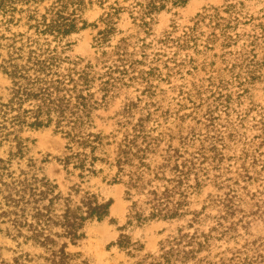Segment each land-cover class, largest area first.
Instances as JSON below:
<instances>
[{
    "label": "trees",
    "instance_id": "1",
    "mask_svg": "<svg viewBox=\"0 0 264 264\" xmlns=\"http://www.w3.org/2000/svg\"><path fill=\"white\" fill-rule=\"evenodd\" d=\"M187 1L0 0V73L9 82L0 96V224L6 235L42 249L36 256L41 264H87L68 246H77L90 224L113 221L112 200L82 188L104 168L114 171L111 181L123 186L127 202L125 222L116 226L118 236L109 246L133 258L132 264H264V248L254 240L222 247L264 217V107L248 117L252 106L237 108L229 83L213 74L206 84L178 86L166 108L157 100L163 92L157 83L169 82L193 61L187 54L178 57L188 49L201 54L219 48L223 61L232 56L227 72L239 86L256 78L254 53L249 58L245 50L230 49L239 34L231 33V15L221 12L231 14L232 4L205 9L178 36L167 32L147 41L154 16ZM93 5L102 9L103 27L93 37L98 56L72 58L68 37L87 26L83 12ZM124 11L146 36L124 35L113 43L122 33L116 21ZM20 24L24 31H10ZM167 44L175 50L162 59L160 48ZM129 88L136 95L125 97L113 128L97 129V112ZM46 128L64 140L56 161L79 180L66 192L42 173L46 158L29 155L28 140L21 137L25 129ZM208 187L212 192L197 201ZM151 222L181 224L156 252L142 253V243L126 231ZM0 264L37 263L20 253L10 261L0 257Z\"/></svg>",
    "mask_w": 264,
    "mask_h": 264
},
{
    "label": "rangeland",
    "instance_id": "2",
    "mask_svg": "<svg viewBox=\"0 0 264 264\" xmlns=\"http://www.w3.org/2000/svg\"><path fill=\"white\" fill-rule=\"evenodd\" d=\"M227 4L234 6L232 13L221 12V15L225 18L231 15L230 18L234 20L235 26L231 30V33L239 34L236 44L231 46L230 49L241 52L245 50L248 52L245 56H249V58L254 53V60L256 62L254 76L256 78L250 84L239 86L229 76V72H227V68L230 66L226 65L232 61V56H229L226 61H223L219 48H216L212 52L201 54H194L191 49L181 51L178 56L179 58H184L187 54L191 56L193 61L191 63L186 62L185 66L180 69V73L172 74L169 82L161 81L157 83L158 90L163 91L157 96V100L160 101V105L163 108L172 104V98L177 95L176 90L178 86L190 88L193 83L206 84L209 74H213L215 77L221 78L229 83L228 89L233 93L235 101H239L238 107V103H234L235 107L244 110L252 106L253 110L248 112V117L255 115L259 107H264V0H188L184 6L173 7L168 5L166 9L154 16L148 36L133 24L126 11L120 14L119 19L116 21V28L122 33L114 36L113 43L121 36L129 34L140 38L146 36L147 41L152 40L155 43L157 39L161 38L167 32H171L172 36L180 35L185 28L193 25L196 15L203 13L205 9H210V7L222 8ZM101 13L102 9L96 5L89 6L83 12L82 17L86 20L87 26L68 37L69 42L72 43L68 54L72 58L94 61L98 56L93 47V37L97 29L103 27L99 21ZM92 24H96L97 28H94ZM202 29L207 30L205 26H202ZM24 30L25 27L22 24L10 26V31L12 32ZM0 31L4 32V26L1 22ZM251 41L252 43L249 45ZM158 47L160 46H155L153 50H156ZM160 50L164 55L162 59H166L171 56L175 48L167 44L162 45ZM250 50L253 51L249 52ZM213 54H216V56H213ZM185 59L188 61L187 58ZM191 66H194V69ZM8 84L7 78L0 73V96L5 95V88ZM241 88H245L246 91L237 99L235 94L237 91H241ZM135 95L136 92L134 89L129 88L126 94L121 93L105 109L98 111L97 114L100 118L95 120L97 129H101L104 132L110 131L114 126V114L122 107L123 102L126 101L125 97L134 98ZM184 124L186 125L187 121ZM251 132L252 129L247 130L248 134ZM21 137L28 140L27 143L30 147L29 155L37 160L46 158L47 161L40 164L42 173L49 179L54 180L61 191L66 192L68 191V187L79 182L75 176L76 173H74V176L67 175L62 166L56 161V158L63 154L64 140L60 135L53 133L51 128L40 130L25 129L21 133ZM176 143L177 141H174V144ZM0 154L4 156L3 153ZM113 174V170L104 168L103 172L98 174V176L92 177L88 182L82 184V188L89 186L92 190L98 191L105 199L110 198L112 200L109 216L113 221L109 222L105 220L100 223L94 222L90 224L86 229L85 238L77 246H68V251L80 252L81 258L87 264H132L134 261L133 258H129L115 246H109L111 242L116 240L118 236L116 226L124 224L127 212V202L123 199V186L119 183H112L111 178ZM209 191L212 192L211 187L204 189L197 201L200 202L203 200ZM192 208L198 209V203H194ZM179 224L181 222L171 224L151 222L143 227L128 228L126 232L134 240L142 243L144 248L142 253H154L158 249L159 241L167 235L173 234ZM4 227V225L0 224V257L3 260L10 261L20 253H28L35 259L37 264L42 263L41 259L36 258V256L43 253L42 249L34 247L30 243H23L20 238L15 239L6 235ZM238 233L240 236L235 241H230L227 244L222 243V247L240 248L245 243V240H254L256 244H261L260 248L263 249L264 217L262 219H253L249 224L247 233L243 229H239Z\"/></svg>",
    "mask_w": 264,
    "mask_h": 264
}]
</instances>
